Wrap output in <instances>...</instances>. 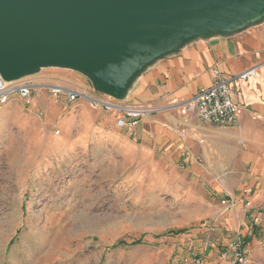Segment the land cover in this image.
Masks as SVG:
<instances>
[{
	"label": "rangeland",
	"instance_id": "rangeland-1",
	"mask_svg": "<svg viewBox=\"0 0 264 264\" xmlns=\"http://www.w3.org/2000/svg\"><path fill=\"white\" fill-rule=\"evenodd\" d=\"M24 79L35 85L32 104L15 95L0 108V264H193L195 255L227 264L218 255L231 237L221 200L249 172L234 153L233 126L210 127L193 109L187 164L120 128L118 111L55 102L52 84L119 102L80 67L47 63ZM172 130L177 140L183 130Z\"/></svg>",
	"mask_w": 264,
	"mask_h": 264
},
{
	"label": "water",
	"instance_id": "water-1",
	"mask_svg": "<svg viewBox=\"0 0 264 264\" xmlns=\"http://www.w3.org/2000/svg\"><path fill=\"white\" fill-rule=\"evenodd\" d=\"M264 0H0V77L80 67L118 96L145 59L186 34L242 18Z\"/></svg>",
	"mask_w": 264,
	"mask_h": 264
},
{
	"label": "crops",
	"instance_id": "crops-1",
	"mask_svg": "<svg viewBox=\"0 0 264 264\" xmlns=\"http://www.w3.org/2000/svg\"><path fill=\"white\" fill-rule=\"evenodd\" d=\"M251 67L256 68V76L234 84L238 122L226 126L203 122L210 127L236 129L234 153L248 163L249 172L233 192L237 207L221 219L220 226L230 236H243L251 258L264 264V4L242 18L186 34L154 57L134 88L118 91V99L153 106L156 110L152 116L130 130L177 155L174 146L179 138L172 139V128L178 125L183 132L188 129L194 96L201 87L213 83L214 69L234 75ZM215 145L230 146L225 141ZM246 200L252 202L250 208L244 206Z\"/></svg>",
	"mask_w": 264,
	"mask_h": 264
},
{
	"label": "built area",
	"instance_id": "built-area-1",
	"mask_svg": "<svg viewBox=\"0 0 264 264\" xmlns=\"http://www.w3.org/2000/svg\"><path fill=\"white\" fill-rule=\"evenodd\" d=\"M256 74L255 67L234 75H227L219 68H215L213 83L201 87L194 96L198 117L204 122L220 126L236 124L239 107L235 98L237 91L234 89V84L239 79L254 78ZM24 78L7 81L0 77V108L15 95L22 97L27 105L32 104L35 85ZM49 87L55 102L61 100L74 102L83 99L93 108L102 107L107 110L118 111L120 115L117 119V125L120 128L135 129L142 121L149 119L156 110L150 105L116 102L113 99L102 98L93 92L72 86L52 84ZM174 152L183 163L188 164L190 162L191 152L187 144L186 132L180 134L179 141L174 146ZM237 204V197L232 194L225 195L221 200L223 213L235 209ZM244 206L250 208L252 202L246 200ZM220 245L222 248H220L218 255L227 264H257L249 255L247 243L243 236H231L227 242ZM192 263L211 264L205 255H195Z\"/></svg>",
	"mask_w": 264,
	"mask_h": 264
},
{
	"label": "trees",
	"instance_id": "trees-1",
	"mask_svg": "<svg viewBox=\"0 0 264 264\" xmlns=\"http://www.w3.org/2000/svg\"><path fill=\"white\" fill-rule=\"evenodd\" d=\"M136 243H139V242H136Z\"/></svg>",
	"mask_w": 264,
	"mask_h": 264
},
{
	"label": "bare ground",
	"instance_id": "bare-ground-1",
	"mask_svg": "<svg viewBox=\"0 0 264 264\" xmlns=\"http://www.w3.org/2000/svg\"><path fill=\"white\" fill-rule=\"evenodd\" d=\"M40 66H42V65H40Z\"/></svg>",
	"mask_w": 264,
	"mask_h": 264
}]
</instances>
